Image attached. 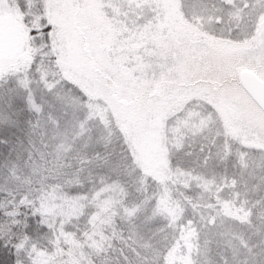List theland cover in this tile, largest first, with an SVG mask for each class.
I'll use <instances>...</instances> for the list:
<instances>
[{"label":"snow or ice","instance_id":"1","mask_svg":"<svg viewBox=\"0 0 264 264\" xmlns=\"http://www.w3.org/2000/svg\"><path fill=\"white\" fill-rule=\"evenodd\" d=\"M0 264H264V0H0Z\"/></svg>","mask_w":264,"mask_h":264},{"label":"rangeland","instance_id":"2","mask_svg":"<svg viewBox=\"0 0 264 264\" xmlns=\"http://www.w3.org/2000/svg\"><path fill=\"white\" fill-rule=\"evenodd\" d=\"M0 154H6L3 150V148H0Z\"/></svg>","mask_w":264,"mask_h":264}]
</instances>
